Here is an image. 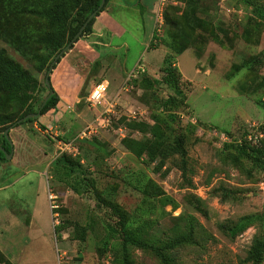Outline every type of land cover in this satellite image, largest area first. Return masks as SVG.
<instances>
[{
	"label": "rangeland",
	"instance_id": "rangeland-1",
	"mask_svg": "<svg viewBox=\"0 0 264 264\" xmlns=\"http://www.w3.org/2000/svg\"><path fill=\"white\" fill-rule=\"evenodd\" d=\"M52 2L0 0V48L40 81L43 75L36 74L27 62L21 44L46 32L47 24L38 13ZM247 2L197 0L195 19L190 16L186 21L181 17L185 10L183 3L180 7L169 8L166 14L177 27L163 24L164 37L165 30H178L179 39L186 48L172 61L183 84L181 95L185 96L184 108L179 112L185 109L203 125L226 133L241 131L247 123L264 124V110L258 103L264 95V21L254 15ZM259 3L264 5V0ZM142 34L141 29L130 31L118 42L126 43V49L105 48L99 53L116 55L127 71L135 62L145 64L151 53L148 47L156 48L148 44ZM159 48L165 51L164 57L173 54L166 47ZM248 63H252L251 68L243 67ZM161 67V63L154 62L145 67V75L160 79ZM236 69L239 70L236 72ZM54 73L52 71L50 76L52 85L61 92ZM66 79L62 87L67 93L69 79L74 78L67 75L63 81ZM82 79L75 81L77 93L70 98L76 102L69 109L57 108L35 122L12 128L8 134L9 139L26 144L21 146L22 151L36 159L29 160L26 169L42 173L44 187L55 196L57 209L53 213L57 214L58 224L52 222L66 235L64 240H59L60 244L57 243L66 253V264H117L114 247H118L119 236L108 229L114 219L106 215L101 199L117 204L128 217L152 221L154 229L149 232L159 242L188 230L191 222L195 230L194 243H186L174 252V264H252L246 260L247 250L255 237L264 239V137L253 148L236 143L225 147L217 143V146L199 133L194 134L177 117L173 130L183 136L186 150V176L182 178L176 158L166 159L160 167L156 162L148 165L145 158L136 159L122 147L125 138L139 140L146 136L130 129L129 125H151L152 115L163 116L160 105L174 94L172 90L159 86L155 91L157 99L148 100L145 105L140 98L145 95L148 99V93L137 83L115 97L125 80L109 82L104 100L93 108L88 105L87 97L103 78L93 67ZM107 102L114 105L113 112L101 114ZM133 112H142L143 117L135 115L133 119ZM104 119L108 124L103 123ZM96 123L105 127L98 128L89 138L77 139L87 125ZM46 128H50L48 132ZM118 129L124 133L123 138ZM58 140L73 141L77 154L60 152ZM63 155L79 160L81 165L71 179L76 181L82 177L84 182L89 181L88 187L84 182L80 184L78 194L65 184L57 183L53 177V162ZM10 160L0 162L6 165L3 170L0 168V174L4 173L0 177V187H5L0 190V208L15 209L19 205L18 192L25 191L27 201L32 202L33 194L26 190V181L32 173L16 182L25 170L10 165ZM144 184L149 186L146 200L142 193ZM164 197L170 199L166 206ZM247 215H256L259 219L245 231L231 236L229 228ZM81 234L83 242L79 240ZM128 256L134 264H162L151 252L139 248H131ZM257 264H264V254Z\"/></svg>",
	"mask_w": 264,
	"mask_h": 264
},
{
	"label": "trees",
	"instance_id": "trees-1",
	"mask_svg": "<svg viewBox=\"0 0 264 264\" xmlns=\"http://www.w3.org/2000/svg\"><path fill=\"white\" fill-rule=\"evenodd\" d=\"M111 1L112 0H105L103 7L98 11L95 17L89 21L80 37L74 43L92 33L94 19L99 13L106 10ZM138 1L139 0H136V4H138ZM178 1L184 3L185 6V10L181 14L183 21L189 20L190 16H192V19H195L194 13L198 9L197 0ZM100 3L101 0H53L52 4L39 11V16L47 24L46 32L37 37L30 38V42L27 41V43H22L21 45L27 56V62L32 65L35 73L43 75L41 81L38 80L33 72L10 59L4 49L0 48V147L3 150L0 151V162H7L4 156L9 154L12 149V145L5 137V131H7L8 136L9 130L12 128L35 122L40 117L45 116L49 112H54L57 109L59 97L51 86L50 76L65 53L73 48L74 43L55 61L53 69L48 76L47 72L55 57L62 50L66 49V46L76 35L83 23L98 9ZM246 4L252 7L253 13L257 18L264 21V5H261L259 0H248ZM169 8L176 7L169 5L165 8L163 15L164 23L175 28L177 27L176 23L169 20L166 15ZM180 37V31H171L170 29L165 30L164 37V28L161 30L160 35H154L152 37L149 44L153 45L155 48L166 47L173 54L163 58L161 63L162 67L160 69V79H152L148 75H145V72L137 79L132 80L130 84L137 83L142 91L148 93V99L145 95L140 98V102L145 105L148 100L157 99L155 91L161 85L172 90L174 94L168 96L161 103L160 108L163 112V116L158 117L157 115H152L151 119L154 120L153 124L145 125L133 123L129 125L130 129L139 130L146 136L139 140L125 138L122 140V147L136 159L145 158L146 164L148 165L156 162V165L160 167L166 159L171 157L176 158L181 177L185 178L186 150L184 147V140L181 134L175 133L173 130V125L177 121V113L184 108L185 100V96L181 95L180 91V86L183 84L176 70L172 67L174 56L181 55L186 49L181 43L182 39H179ZM184 40L188 39L184 38ZM245 66L251 68L252 63H248V65L244 64L243 67ZM238 70L239 69H236V72ZM50 91L52 94L41 109L40 115L37 118L27 119L17 124L18 120L29 114L36 113L43 99ZM43 93H45V96H42ZM258 103L261 109L264 110V95L262 100L258 101ZM184 110L182 112L187 113V110ZM187 127L190 128L194 134L196 133L195 127ZM227 133L231 134V132ZM225 146L228 145H224V147ZM238 146L247 147L246 145ZM248 147L250 148V146ZM251 150L253 151V149ZM78 169H81L79 160H71L63 155L53 162V177L57 183L65 184L72 192L78 194L80 192V184H83L84 181L82 177L77 178L76 181H74L73 178L71 179L72 174ZM88 182L89 181L84 182L86 187L89 186ZM90 187L92 188V183ZM148 188L149 186L144 184L142 191L143 200L147 198L145 194ZM223 198H225V196ZM169 203L170 199L164 197L163 204L166 206ZM101 204L105 207L107 212L106 215L110 217L109 219H114L112 220L114 221L113 224L108 225V229L111 232L117 233L119 236L117 243L118 247H114V262L117 264H134L132 259L128 256L131 248H139L151 252L162 264H174L176 261L174 252L184 244L192 242L195 230L191 222L187 225L188 230L178 235L175 234L166 241L159 242L158 239L149 232L154 229L153 222L149 219L128 217L121 211L117 204H113L106 199L105 201L101 199ZM142 214L144 215L146 212L142 211ZM258 219L259 217L256 215H247L239 218L236 224L229 228L230 235L234 237L240 234ZM55 234L57 237L60 234L57 227H55ZM79 240L81 242L84 241L83 234L80 235ZM263 254L264 239L262 237H255L247 250L246 260L252 264H257L261 261Z\"/></svg>",
	"mask_w": 264,
	"mask_h": 264
},
{
	"label": "crops",
	"instance_id": "crops-1",
	"mask_svg": "<svg viewBox=\"0 0 264 264\" xmlns=\"http://www.w3.org/2000/svg\"><path fill=\"white\" fill-rule=\"evenodd\" d=\"M157 4L158 0H139L138 4H136V0H122V2L121 0H112L106 10L98 14L92 25V33L74 43L73 48L65 53L53 70L56 84H59L61 91L58 92L56 86L53 87L50 77L51 85L59 97L57 108L63 111L66 108L69 109L76 102V99L70 98L72 95L76 96L77 93L74 90L75 81L81 82L82 77L93 67L97 69V75L103 78L102 81L108 83V90L109 82L118 83L126 79L127 74L137 62L127 71L116 55L102 54L99 51L105 48L126 49V43L118 44L119 40L124 34H130V31L136 32L140 29L149 44L153 36ZM114 10H117L118 14H115ZM115 42L117 46H115ZM148 50L151 53L145 60V67L154 62L158 65L162 63L165 55L163 49L148 47ZM67 75H73L74 79H69L71 83L66 93L63 92L62 86L68 81L67 79L63 81ZM78 88L77 86V90ZM9 140L13 150L9 164L14 167H22L25 170L16 179V182L24 175L29 176L31 172L32 176L28 177L26 181L28 184L26 190H29L33 196L32 202H30L25 197V191L18 192L19 205L15 209L0 208V259L5 264H59L57 251L61 250L57 247V243L59 240H64L66 235L60 232L57 237L55 234V226L47 199L48 191L44 187L42 173L26 169L27 162L35 159L29 152L22 151L21 146L26 144L18 140ZM3 166L6 165H0L2 170ZM3 175L4 173L0 174V177ZM4 188L0 187V190Z\"/></svg>",
	"mask_w": 264,
	"mask_h": 264
},
{
	"label": "built area",
	"instance_id": "built-area-1",
	"mask_svg": "<svg viewBox=\"0 0 264 264\" xmlns=\"http://www.w3.org/2000/svg\"><path fill=\"white\" fill-rule=\"evenodd\" d=\"M169 5L173 7H176V6L180 7L183 5V3L178 0H158L156 14L154 18L153 36L154 35L158 36L161 34V30L163 29V24H164V19H163L164 10ZM225 12L227 14L230 13L228 9H225ZM142 73H145V67L141 61H138L133 67V69L127 74L122 87L120 88L118 93L115 95V97H118L122 91H126L127 88L131 86L130 84L131 81L140 77ZM107 92H108L107 82L101 81L98 84H96L88 94V97H87L88 105L93 108L99 105L104 100ZM106 104L108 106L107 108L104 107V110L101 114H109L113 112L114 105L109 104V102H107ZM131 115L133 119L135 118L134 117L135 115H138L139 116L138 118L143 117L142 112H138V113L133 112L131 113ZM177 117L179 118L182 124L195 127L196 133H199L200 135H202V137H205V138H208L214 141L216 145L218 143L220 146L229 145L231 143H236L239 145L257 147L260 141L264 137V124L263 123L262 124L247 123V125L243 127L241 131L229 134V133L219 131L215 128H211L209 126H205L201 124L200 122L195 120L191 114H188V113L179 112L177 113ZM102 121L104 124H108L107 119H104ZM100 127L104 128L105 125H99L97 123L94 126L87 125L77 135V139L83 140V139L89 138L90 136L96 134L98 132V128ZM49 129L50 128H46L45 131L48 132ZM118 131L120 133V136L123 138L125 136L124 133H122L121 129H118ZM57 148L60 152H66L68 154H73V155L77 154V149L74 146L73 141L64 142L63 140H58ZM47 199L49 203V210L52 213V220L54 224L57 225L58 224L56 220L57 214L53 213V210L57 209V206L55 205V202H54L55 196L50 191L47 192ZM57 256H58L59 264H66V260H65L66 253L65 252L57 251ZM0 264H5V263L0 260Z\"/></svg>",
	"mask_w": 264,
	"mask_h": 264
},
{
	"label": "water",
	"instance_id": "water-1",
	"mask_svg": "<svg viewBox=\"0 0 264 264\" xmlns=\"http://www.w3.org/2000/svg\"><path fill=\"white\" fill-rule=\"evenodd\" d=\"M104 3H105V0H101V3H100V5H99V7H98V9L95 11V12H93L88 18H87V20L83 23V25L80 27V29L78 30V32L76 33V35L73 37V39L69 42V44L66 46V49L65 50H62L56 57H55V59H54V61H53V63L51 64V66H50V68H49V71L47 72V76L49 75V73L52 71V69H53V65H54V63H55V61L70 47V45H72L79 37H80V35L82 34V32H83V30H84V28L86 27V25L89 23V21L92 19V18H94L95 17V15L98 13V11L103 7V5H104ZM52 94V92L50 91L49 93H48V95L43 99V101H42V104H41V106H40V108L37 110V112L36 113H32V114H29V115H27V116H25L24 118H22V119H20V120H18L17 121V124H19V123H21V122H23L24 120H27V119H34V118H37L39 115H40V112H41V109L43 108V106L45 105V103H46V101L48 100V98H49V96ZM4 134H5V137H6V139L9 141V143L11 144V142H10V140H9V138H8V136H7V131H5L4 132ZM0 151H3L2 150V148L0 147ZM12 153H13V150L11 149L10 150V152H9V154H7V155H5L4 157H5V159L6 160H9L10 158H11V156H12Z\"/></svg>",
	"mask_w": 264,
	"mask_h": 264
}]
</instances>
